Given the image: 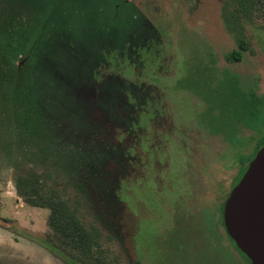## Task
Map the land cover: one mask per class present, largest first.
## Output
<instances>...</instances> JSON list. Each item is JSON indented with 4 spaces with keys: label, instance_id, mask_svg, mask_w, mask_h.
I'll use <instances>...</instances> for the list:
<instances>
[{
    "label": "rangeland",
    "instance_id": "1",
    "mask_svg": "<svg viewBox=\"0 0 264 264\" xmlns=\"http://www.w3.org/2000/svg\"><path fill=\"white\" fill-rule=\"evenodd\" d=\"M78 1L74 14L84 11L81 20L92 28V36L105 40L113 29L127 31L120 28L125 19L113 22L103 2ZM128 1L159 36L160 57L138 67L124 64L118 73L157 91L159 113L149 119L121 96L113 106L89 101L90 122L83 113L74 115L61 122L75 128L67 133L58 122L54 145L45 144L38 133L30 137L0 121V264H68L40 244L49 211L27 205L15 190L16 177L31 167L47 175L40 163L44 152L57 154L60 165L46 181L65 191L63 197L82 224L100 231L101 248L114 264H248L213 219L256 151L258 136L239 126V136L225 138L238 118L233 125L223 123L247 112L243 99L251 92L258 100L255 110L264 113V20L242 23L249 50L241 62L227 63L225 56L237 45L224 29L221 8L229 2L228 11H234L231 0ZM12 8L9 0H0L2 17H13ZM19 15L29 16L24 10ZM72 106L82 112L80 105H70V110ZM251 124L264 138V121ZM86 133L88 139H79ZM17 138L26 143L24 148ZM66 139L87 144L80 146L90 157L81 170L71 168L62 178L63 168L68 170Z\"/></svg>",
    "mask_w": 264,
    "mask_h": 264
},
{
    "label": "trees",
    "instance_id": "2",
    "mask_svg": "<svg viewBox=\"0 0 264 264\" xmlns=\"http://www.w3.org/2000/svg\"><path fill=\"white\" fill-rule=\"evenodd\" d=\"M9 1L13 4V17L8 15L6 18L5 14L2 17L3 13H0V18L2 17L0 19V111L6 113V115H0L1 122L12 125L14 129L16 126L18 132H27L30 137L38 133L45 144L54 145L57 143V137L54 135L56 131H53L59 126L58 122L59 124L67 122L68 119L80 113L87 115V121L90 122L91 115H94L90 105L107 103L108 106H113L118 102L119 96L122 101H126L124 104L134 107L135 110L140 108L142 110L140 114L149 115V119L159 113L156 107L159 100L157 91L133 84L118 73L120 70L117 67H122L124 64L138 67L143 66L146 59L148 63L153 64L160 57L159 36L149 22L138 14L131 2L90 0L100 4L103 2V5L113 13L111 15L113 19L110 18L113 22L125 19L120 28H126V32L113 29L105 40H100L92 36V28L89 29L87 21L81 20L84 11L80 12L81 14H74L75 2L81 6L78 0ZM90 1L83 0L85 3ZM231 1L236 9L228 11L227 7L230 3H225L221 8V19L225 31L233 36L237 48L225 56V61L239 63L244 53L249 50L242 23L251 24L254 19L264 20V0ZM21 10L29 16L17 17L18 13L21 14ZM84 29H86L84 33L86 36L83 35ZM99 33L105 35L106 32L99 31ZM155 49H157L156 53H154ZM253 95L251 92L248 98L244 96L243 101L247 103L245 105L247 112H243L233 121L228 119L223 123L224 126H228L233 125L232 122L236 123L237 118L240 120L236 127L234 124L233 128L228 130L226 139L230 137L235 139L239 136L238 126L258 136L256 151L250 156V162L256 152L264 146V138L258 135V129L251 124L264 121V113L261 114L255 110L257 99ZM234 96L235 94L227 96L228 101L232 102ZM69 104L80 105L77 107H80L82 112L74 106L70 110ZM251 104L253 109H248ZM207 106L208 103L206 108ZM217 107L221 109V104ZM218 111L221 110L218 109ZM244 114L248 121L243 117ZM64 118L66 120H63ZM86 124L85 122L84 125ZM69 127L75 131V128L67 123L63 125L66 133ZM9 132L12 131L9 130ZM78 137L88 139L89 134L78 135ZM80 144L84 149L87 147L84 142ZM80 144L75 140L68 141L69 155H66V152L63 153V156L65 155L68 159V170L66 171V167L63 168L62 178L71 168L81 170L83 162L88 161L90 155L85 154ZM17 145L24 148L26 143L17 138ZM29 152L24 151V154ZM92 154L95 155V153ZM12 156L14 157L15 154ZM107 157L113 160L109 154ZM40 163L47 171V175L43 176L35 170V167H31L25 175L17 176L14 183L17 195L27 205L49 211L48 231L45 239L40 240V244L68 264H114L101 248L100 231L93 226L87 227L82 224L71 209L68 199L63 197L65 191L60 192L49 185L52 181H46V179L51 180L50 173H57L59 170L58 155L52 156L44 152ZM248 165L240 171L238 181ZM76 182L79 183V181ZM223 204L224 202L219 207L220 216L216 218L217 220L213 219L214 226L222 227L225 233L224 238L230 241L234 250L240 255V259L251 264L225 231ZM11 232L17 234L14 229H11Z\"/></svg>",
    "mask_w": 264,
    "mask_h": 264
},
{
    "label": "water",
    "instance_id": "3",
    "mask_svg": "<svg viewBox=\"0 0 264 264\" xmlns=\"http://www.w3.org/2000/svg\"><path fill=\"white\" fill-rule=\"evenodd\" d=\"M229 238L251 264H264V146L223 204Z\"/></svg>",
    "mask_w": 264,
    "mask_h": 264
},
{
    "label": "flooded vegetation",
    "instance_id": "4",
    "mask_svg": "<svg viewBox=\"0 0 264 264\" xmlns=\"http://www.w3.org/2000/svg\"><path fill=\"white\" fill-rule=\"evenodd\" d=\"M243 174H244V173H243ZM238 182H239V181H238ZM238 182H237V183H238ZM237 183H236V184H237ZM235 186H236V185H234V187H235Z\"/></svg>",
    "mask_w": 264,
    "mask_h": 264
}]
</instances>
